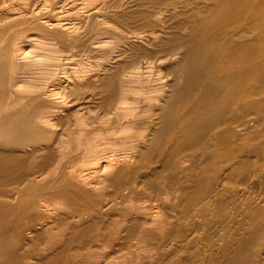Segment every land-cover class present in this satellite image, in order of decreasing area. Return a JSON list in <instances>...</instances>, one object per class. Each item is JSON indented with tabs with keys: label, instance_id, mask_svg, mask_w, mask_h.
I'll return each mask as SVG.
<instances>
[{
	"label": "bare ground",
	"instance_id": "obj_1",
	"mask_svg": "<svg viewBox=\"0 0 264 264\" xmlns=\"http://www.w3.org/2000/svg\"><path fill=\"white\" fill-rule=\"evenodd\" d=\"M0 264H264V0H0Z\"/></svg>",
	"mask_w": 264,
	"mask_h": 264
}]
</instances>
